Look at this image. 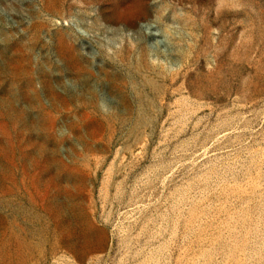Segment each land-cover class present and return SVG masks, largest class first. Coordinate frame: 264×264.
<instances>
[{"label": "rangeland", "instance_id": "374dc122", "mask_svg": "<svg viewBox=\"0 0 264 264\" xmlns=\"http://www.w3.org/2000/svg\"><path fill=\"white\" fill-rule=\"evenodd\" d=\"M147 2L0 0V264H264V0Z\"/></svg>", "mask_w": 264, "mask_h": 264}, {"label": "bare ground", "instance_id": "6f19581e", "mask_svg": "<svg viewBox=\"0 0 264 264\" xmlns=\"http://www.w3.org/2000/svg\"><path fill=\"white\" fill-rule=\"evenodd\" d=\"M95 1L96 4H98V7H100L101 9L100 12L108 15L109 21L115 22L114 19H119L122 21V24L126 26L132 24L134 20L141 17L144 14V10L147 7H149V4H151L148 3L147 0H95ZM153 3H155V1H153ZM112 11H113V16L112 15L109 16V14H112L110 13ZM165 18H167V15L160 12L158 16V20H163ZM138 33L140 34L141 37H146V38L152 35L151 32L143 31L142 28L138 29ZM156 47H158V43H156Z\"/></svg>", "mask_w": 264, "mask_h": 264}]
</instances>
